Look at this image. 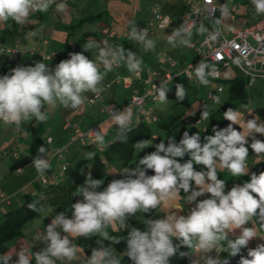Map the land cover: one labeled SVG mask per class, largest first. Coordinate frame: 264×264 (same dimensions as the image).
<instances>
[{"label": "clouds", "instance_id": "1", "mask_svg": "<svg viewBox=\"0 0 264 264\" xmlns=\"http://www.w3.org/2000/svg\"><path fill=\"white\" fill-rule=\"evenodd\" d=\"M55 2L0 0V23L11 19L17 24H25L30 12H46ZM251 2L256 14H264V0ZM56 8L63 12L67 5L57 3ZM223 12L227 14V9L224 8ZM198 32L203 34L208 29L201 24ZM182 34L187 38L180 39L179 43L190 46L192 32L190 27L185 26L174 30L168 36V43L175 47L177 38L182 37ZM130 36L143 44L146 51H155V41L149 37L147 29L138 31L133 26ZM209 38L215 40L217 34L209 33ZM83 48L85 51L95 49L96 59L90 60L83 53H71L69 59L62 60L54 69L44 62H36L34 66H17L9 74L0 77V121L15 124L19 130L21 122L31 116L38 121H46L47 116L41 111L45 104L55 105L58 101L65 108L80 107L85 103L84 93L92 92L99 96L105 91L100 64L106 71H111L114 64L121 62L134 74L141 71L142 60L120 44L90 40ZM235 63L239 64V60ZM216 71L213 64L202 61L195 68V75L202 85L207 86L210 83L208 77L215 76ZM169 90L161 83L155 89L158 93L155 98L165 102ZM175 95L177 100H184L186 93L183 84L176 85ZM215 99L218 102V98ZM238 116L239 113L231 108L225 111L224 119L232 123L219 130L214 127V135L205 136L203 143L200 133L189 135L188 131L183 132L178 143L174 137L167 138V146L161 140L154 145V152L139 159L135 167L125 168L122 172L124 178L112 180L103 191H97L103 181L93 179L89 172L84 185L78 187L76 196H82L83 200L71 206L72 218H67L64 212L59 213L41 235L40 241L45 246L35 253L36 264H56L57 261L70 262L77 259L78 248L69 239L70 235L101 237L97 240L100 246L92 250L87 264H120L113 250L103 246V241L110 239L106 231L108 225L119 221L126 227L128 217L137 211L149 213L162 202L175 199L180 190L187 194L188 204L194 203L195 207L187 216L171 213L164 219H147L144 231L131 228L126 237V255L132 264H169V258L178 252L173 238L187 248H196L204 253L210 252L221 241H227L230 255L236 256L249 240L256 237L253 229L244 226L257 215L264 222V172L251 174L250 182L234 185L227 192L225 181L217 175V161L221 168L227 169L234 177L247 175L249 147L258 156L264 153V141L255 136L264 135V122L257 123L256 118L248 120V135L245 136L232 127V124H237ZM208 117L209 112L204 110L201 119L207 120ZM131 118L132 113L127 110L113 115V121L118 126V138L126 139ZM249 137L252 138L250 144ZM95 142L104 145V136L97 133ZM150 146L153 144L149 140L135 143L138 153ZM45 151L41 146L32 161L41 176L51 167L49 161L43 158ZM94 155L89 152L88 158H94ZM185 155L189 159L181 163L178 158L182 159ZM194 165H203L206 170L197 171ZM148 170H152L154 175H148ZM206 193L210 197L198 201L197 198ZM37 203H29L28 208L34 212L39 211ZM236 229H241V234L235 240L229 239V232ZM61 232L67 235L62 237ZM180 256L186 257L188 253L180 252ZM248 256L250 259L242 258L240 264H264V244L250 250ZM0 259L4 264H9L11 256L5 254ZM203 260L204 264H229L228 260L221 261L218 256L206 255ZM16 264H31L30 257L21 250Z\"/></svg>", "mask_w": 264, "mask_h": 264}, {"label": "crops", "instance_id": "2", "mask_svg": "<svg viewBox=\"0 0 264 264\" xmlns=\"http://www.w3.org/2000/svg\"><path fill=\"white\" fill-rule=\"evenodd\" d=\"M179 1L183 4V8L179 9ZM215 5L222 7V3L225 2L223 9L226 8L231 12L229 20L232 22L243 23L244 26L253 24L257 20L249 21L241 19V15L238 14L237 4L244 5L243 1L240 0H214ZM65 3L67 8L65 11L60 12L56 8L57 3ZM137 2V7H131L130 11H135L136 16L127 12L124 7L127 3ZM251 2V1H250ZM154 4H159L160 11L171 17V21L174 25L178 24L182 18V15L187 10L185 3L182 0H56L52 3L46 12L32 11L29 14L27 22L25 24H17L14 20L9 19L5 23H0V50L3 47H10L17 50L15 57L8 56L7 59L0 58V77L9 74L10 70L17 66H34L36 62H44L49 65L50 68L54 69L55 66L62 60L70 58L71 53H83L88 59L95 60L97 57V51L91 49L85 51L84 46L90 40L97 42L104 41V35L102 29L104 27L109 28L115 33H122L126 29L132 28L138 24H147L151 19L150 10L147 8H153ZM223 9L218 12V16L224 20L225 14ZM123 10L125 12L123 13ZM233 17V18H232ZM134 18V19H133ZM259 20V19H258ZM210 21V20H208ZM114 22L115 25L111 24ZM95 23V24H94ZM214 23V22H213ZM215 25V23H214ZM195 28V27H194ZM194 28L191 32H193ZM32 33H35L33 35ZM168 31L166 29L156 31L149 37L155 41V51H146L143 44L133 40L120 38L107 39V41L122 45L126 50L134 52L141 60V79L134 77V73L128 71L125 63L117 68L112 67L111 71H106L102 64H100V71L104 78L102 85L111 83L109 89H105L101 93L105 102L112 104L118 110L119 113H123L125 110L132 113V118L129 126H133L141 117V113L137 107L129 106V100L134 94L143 95L144 91L150 88L149 84L144 81L147 78V69L152 72H157L160 75L170 74L178 75L183 68L191 64L192 61L186 62V58L183 56V61L177 63L168 55V50L173 51L178 49L177 38L176 46L173 47L168 43L167 38ZM197 36L194 35L193 38ZM166 44V49H164ZM188 48V47H186ZM189 49V48H188ZM31 50L35 52L30 53ZM193 53V52H192ZM165 56H169L174 62L175 67L171 68L166 63ZM192 60L198 57L193 53ZM7 61L6 64H4ZM196 61V60H195ZM198 61V60H197ZM207 62V61H206ZM232 67L221 70V76L223 80H231L235 77L231 70ZM195 72V71H194ZM196 75H194L195 77ZM132 79L130 88H124L121 82H116L115 79ZM92 92L84 93L85 102L94 96ZM159 102V101H158ZM152 102L151 99H147L144 109L150 110V116L145 123L155 122L157 123V117L154 114V110L148 105ZM102 103L97 102L92 107L82 105L77 109L65 108L58 101L55 105L45 104L41 109L42 113L47 116L46 121H38L34 116H31L27 120L21 122L20 129L18 130L15 124H5L0 121V194L4 195V199L0 198V223L4 219L7 211L18 208L27 199L35 196L39 189L42 187L53 184L54 186L61 183L59 178L62 165L77 162L78 160H90L88 153L90 150L98 148H106L111 139L109 136L112 133L118 131V126L114 123L113 118H108L101 110ZM153 110V111H152ZM238 113V112H237ZM144 117H146L144 115ZM256 118L257 123L264 122L258 115H251L249 112L239 114L237 124L240 127V131L245 136L248 135L246 123L248 120ZM150 119V120H149ZM77 125L82 131H86L93 126L98 127L99 134L104 136V145H96L91 149L81 147L77 144L70 145V138L73 133V126ZM33 126L38 128V135L41 139L49 146L51 155L47 158L51 167L46 170L44 175L41 176L37 173L32 162L22 169L12 170L11 166L14 162L20 160L23 157L31 156L32 150V135L30 134L29 127ZM167 132L157 134L152 133V144L161 140H165ZM256 139L264 141V135L255 134ZM156 137L155 139H153ZM248 141H252L249 137ZM73 149V150H71ZM136 149V148H135ZM151 149V147H149ZM63 150L62 157H59L57 151ZM135 152V151H134ZM134 154V153H133ZM146 154H150V151L141 153L139 159L143 158ZM138 159V160H139ZM138 160L133 161L128 167H124L119 162H114V169L111 170V176L118 179L123 177V170L125 168H133L138 163ZM109 164V163H108ZM106 163V166H108ZM246 167L249 169L248 174L241 177H234L229 171L219 173L218 178L223 179L226 183L227 192L234 185H242L244 182L249 181L251 174H259L264 168V153L259 156L255 153L250 155L246 160ZM217 170L220 169L219 165H216ZM85 175L89 173V168L85 169ZM41 177L46 179L44 184L41 181ZM108 179V178H106ZM85 182V181H84ZM84 182L79 186H83ZM109 180H104L102 186L97 191H103L107 187ZM195 186V185H194ZM76 188V195L78 191ZM71 194L68 196L70 197ZM187 194L183 197L178 195L175 199H171L166 203H161L156 210L147 219H164L166 215L176 213L177 215L187 216L191 209L195 207V204H188L186 199ZM210 194H204L198 197L199 200L209 198ZM82 196H75L74 201L67 208L60 209L58 207H49L46 209L40 217L27 222L21 229L20 236L0 246V257L5 254L11 256L9 264H16L18 260V253L23 250L30 257L31 264H36L35 253L39 252L45 245L40 241L41 235L43 234L46 227L51 223L52 219L61 212H64L67 218H72V205L78 201H82ZM137 223H141L144 217L141 211L136 212ZM126 227L120 224L119 221H115L108 225L106 231L110 234L119 232L130 231L133 225H130L129 221L126 220ZM253 229L256 232V237L249 240L247 247L255 249L258 245L264 244V233H261L253 219L244 226ZM63 232H61L62 234ZM67 235L66 233H64ZM241 234V229H236L233 232H229V239L235 240ZM94 237L101 238L98 235ZM79 237L69 236L78 248L77 259L73 261H57L56 264H87L86 255L79 245L76 243ZM227 248V241H221L216 247L210 252L204 253L196 248H190L191 257L195 261H200L204 264L203 257L211 255L213 257H219L220 254ZM113 250V249H111ZM115 256L121 261L122 254L116 253ZM0 264H4L3 260L0 259Z\"/></svg>", "mask_w": 264, "mask_h": 264}, {"label": "trees", "instance_id": "3", "mask_svg": "<svg viewBox=\"0 0 264 264\" xmlns=\"http://www.w3.org/2000/svg\"><path fill=\"white\" fill-rule=\"evenodd\" d=\"M251 0H244V3H248ZM0 58L7 59V55L0 54ZM7 61L4 63L6 64ZM220 83L223 87H226L228 99L230 102L233 101H244L245 100V89L247 87V81L242 77H234L231 80H221ZM183 84L185 89V98L183 101H179L176 99V85ZM170 89L167 93V101H169L173 108L179 107L182 111L176 115H168L167 117L158 116L156 119L157 125L159 128L165 130L167 132V136L164 140L165 145L167 146V138L174 137L177 141L182 138L183 132L188 131L189 135L194 133L201 134V142H204L205 136L214 135L212 129L215 127L217 130L226 128L232 122L224 119V112L229 108H233L235 104L226 103L224 105H219L215 109L207 110L206 106L210 103H206L205 105L200 103V107L191 113L187 114L186 111L191 106V102L188 99L187 91L190 85L188 81L184 77H178L174 79L168 86ZM224 92V91H223ZM206 110L209 112V117L207 120L201 119V113ZM255 114L258 115L261 119H264V107L258 108L255 111ZM232 127L240 131V127L238 124H232ZM130 130L126 133V139L118 138V131L112 133L109 138L111 139L110 144L104 148L102 153L98 152L97 149L90 150V152L94 153V158L90 160H78L72 165H68L67 168L63 171V175L59 177L61 179V183L56 186L53 184L46 185L36 192L37 194L29 199H27L24 203H22L18 208L14 210H9L6 212L4 219L0 223V246L6 244L7 242L13 240L14 238L20 236L21 229L23 225L27 222L32 221L41 216V214L48 209L49 207H58L60 209L67 208L74 201L76 196V188L78 185L83 183L86 179L85 169L89 168V172L93 179H106V163L111 162H119L124 167H128L133 162V153L135 151V143L143 140H151L152 133L148 129L147 123L143 122V116L141 115L140 119L133 126H129ZM30 134L32 135V150L33 154L31 156H26L21 158L20 160L14 162L11 166L12 170H18L29 165L33 159L38 155V149L43 146L46 151L44 153L43 158H48L51 155V151H49V146L45 143L41 137L38 135L39 130L36 127H29ZM249 144L252 142L248 141ZM91 149V147H86ZM254 152L249 147V154L252 155ZM181 163L186 162L189 157L185 155V157L178 158ZM217 165H219V161H217ZM220 167V165H219ZM194 169L197 171L206 170L203 165H194ZM228 171L227 169L221 168L217 170V174L224 173ZM261 172H264V168H262ZM260 172V173H261ZM259 173V174H260ZM148 175H154L152 170H148ZM258 174V175H259ZM124 177H119L118 179H122ZM193 187L194 182H193ZM71 194L70 197H68ZM180 196H185L186 193L183 190H180ZM255 196V194H253ZM43 197V199H41ZM33 201H38L37 208L39 211H31L28 208V204ZM156 210L151 209L149 213H143L141 211L142 216L145 220L150 217V215ZM135 215L128 217V221L130 225H133L131 228H137L141 231L146 230L145 220L141 223L136 224L137 218ZM255 226L257 229L264 233V222L260 221L259 216L252 217ZM131 230V229H130ZM129 231L119 232L115 234H110L109 240L103 241L104 247H110L118 254H122L120 264H132V261L127 257V243L126 237L128 236ZM101 238L98 237H79L77 240V244L79 247H82L86 258L91 256L92 250L94 248H98L100 245L97 244V240ZM173 244L178 246V252L175 256L169 258V264H202L200 261H195L191 257L190 248L183 246L180 244V241H177L173 238ZM253 250L247 246L242 247L240 252L236 256L230 255V249L227 247L219 256L221 261L228 260L229 264H240L242 258H249L248 252ZM180 252H187L188 256L181 257Z\"/></svg>", "mask_w": 264, "mask_h": 264}, {"label": "built area", "instance_id": "4", "mask_svg": "<svg viewBox=\"0 0 264 264\" xmlns=\"http://www.w3.org/2000/svg\"><path fill=\"white\" fill-rule=\"evenodd\" d=\"M187 10L182 15L180 22L174 25L171 21V17L163 14L160 11L159 4H154L151 9V19L147 24L135 25L139 30L147 29L148 35H153L156 31L166 29L168 31V36L172 35L173 31L180 28L181 26L190 27L192 29L203 20L213 21L216 25V29L212 32L217 34L215 40H211L209 36H206L200 45L190 44L188 48L198 57V61L192 62L186 65L183 70L178 75H160L157 72H152L147 69V78L144 81L149 84L150 88L144 91L143 95L134 94L128 105L132 107H137L142 116L148 117L150 110L144 109L147 99H151L152 102H158L155 97L158 93L155 91L156 88L160 87L163 83L168 86L174 79L178 77H184L187 81L194 79L195 68L202 61H207L214 66H217L215 76H209L210 80H217L218 86L215 92H210L205 100H202L201 104L205 105L208 102L216 101V94H221L224 91L223 85L220 83L222 80L221 70L229 68L231 66L236 67L238 71L243 74V78L247 81V85H252L257 79H264V14L259 20L253 24L246 25L238 28L224 27L221 18L218 16V12L223 9L225 2L222 3V7L215 5L214 0H182ZM36 12V11H34ZM233 18V17H232ZM131 28L126 29L122 33H115L109 28L104 27L102 29V34L104 35V41L107 39L118 40L120 38L132 39L130 36ZM109 44H114L107 41ZM35 51L31 50L30 53L33 54ZM17 50L10 47H3L0 50V54L7 55L10 57H15L17 55ZM166 59V63L173 68L175 67V62L168 56L163 55ZM239 60V64L235 63ZM122 63V62H121ZM118 65H113L114 68L119 67ZM207 71V70H206ZM142 70L138 74H134V77L141 79ZM116 82H121L124 88H130L132 84V79L127 78H116ZM111 83L105 85V89L110 88ZM97 102L102 103L101 110L108 117L113 118L114 114H118V110L113 107L110 103L105 102L103 95L97 96L96 94L89 98L83 105L92 107ZM82 106V105H81ZM80 106V107H81ZM79 108V107H78ZM77 109V108H75ZM74 130L70 138V145L77 144L81 147H93L96 145L95 136L98 132V127L93 126L92 128L82 131L77 125L73 126ZM98 152L102 153L103 148H96ZM59 157H62L63 150L57 151ZM68 164L62 165V170L60 177L63 175V171L67 168ZM41 181L45 184L46 179L41 177ZM0 198L4 199V195L0 194ZM61 236H65L64 233Z\"/></svg>", "mask_w": 264, "mask_h": 264}, {"label": "rangeland", "instance_id": "5", "mask_svg": "<svg viewBox=\"0 0 264 264\" xmlns=\"http://www.w3.org/2000/svg\"><path fill=\"white\" fill-rule=\"evenodd\" d=\"M244 3V0H240V2ZM137 2L135 3V5L133 3H126L125 4V8L127 9V12H130L131 14H134V16H136V12L135 11H130L131 7H137ZM235 5H237L238 8V14L241 15V19H244L246 21H249V24L254 21V20H258L260 19V17H262V14H256L255 12V7L252 4V2H248V3H244V5L241 4H237L235 2ZM178 8L181 9L183 8V4L179 1L178 4ZM150 10L151 13V8H147ZM125 12V10H123V13ZM230 14L231 12H229V10L227 9V14H225L224 20L222 19V24L224 27H232L233 28H238V27H243L244 24L243 23H238V22H231L229 20L230 18ZM134 19V18H133ZM95 24V23H94ZM111 24L115 25L114 22H111ZM203 24L207 29L208 32H205L203 34H200L198 32V28L200 27V25ZM216 29V25H214L213 21H208V20H203L200 21L199 23H197V25L195 26L193 32H192V37H191V44L194 43L195 45H200V43L204 40V38L206 36H209V33H212L214 30ZM196 35V38H193V36ZM182 38H187L186 36H184L182 34V37L179 38L178 40V49H174L173 51L168 50V55L177 63L178 61H183V56L186 58V62L192 61L193 63L195 62V60L197 61L198 59L196 58L195 60H192V51L186 47L185 45H182L179 43L180 39ZM166 44H164V49H166ZM167 55V56H168ZM168 56V57H169ZM231 70H235L232 72L233 76L235 75V77H244L243 74L238 71L236 69V67L231 66ZM216 69H218L217 66H215ZM195 73V72H194ZM209 79V78H208ZM210 83L205 86L202 85L199 80L197 79V77L195 76L193 80L188 81V84L190 85V87L188 88L187 91V96L189 101L191 102V106L189 107V109H187L186 113L189 114L192 111L196 110L197 108L200 107V103L202 102V100H205L207 95L210 92H215L217 86H218V81L217 80H210ZM224 92L221 94H216L217 98H218V102L217 100L214 102H210L207 106L206 109L210 110V109H215L216 107H218L219 105H224L226 103H234L235 106H233V110L238 112L239 114H244L245 112H249V114L254 115L255 114V110L258 108H262L264 107V79H257L254 84L252 85H247L246 89H245V100L244 101H233L230 102L228 99V95H227V90L226 87L224 86ZM148 105L151 107V109H153L152 111L154 112V114L156 116H160V117H167L168 115H176L178 113H180L182 111L181 108L176 107L173 108L172 104L169 101H165V102H156V103H148ZM150 116V115H149ZM148 117H144L143 116V122H146V120L149 118ZM150 120V119H149ZM148 129L151 133H157V134H162L164 133V130L159 128L157 123L155 122H151L148 123ZM106 143V142H105ZM160 140L155 142L153 144V146H150L151 149H149V147L141 150L139 153L137 151V149H135V152L133 154V161H136L139 159V156H141V153H144L145 151L152 153L155 151V147L154 145L159 144ZM73 150V149H71ZM114 162H111L108 164V166H106V172H107V176L106 178L108 179H102V181L104 182V180H109L112 181L115 179V177L111 176V170L114 169L115 165L113 164Z\"/></svg>", "mask_w": 264, "mask_h": 264}]
</instances>
